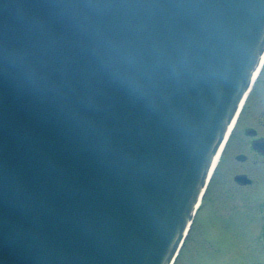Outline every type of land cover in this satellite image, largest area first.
Masks as SVG:
<instances>
[{
  "label": "water",
  "instance_id": "obj_1",
  "mask_svg": "<svg viewBox=\"0 0 264 264\" xmlns=\"http://www.w3.org/2000/svg\"><path fill=\"white\" fill-rule=\"evenodd\" d=\"M264 52V0H0V264H169Z\"/></svg>",
  "mask_w": 264,
  "mask_h": 264
},
{
  "label": "rangeland",
  "instance_id": "obj_2",
  "mask_svg": "<svg viewBox=\"0 0 264 264\" xmlns=\"http://www.w3.org/2000/svg\"><path fill=\"white\" fill-rule=\"evenodd\" d=\"M263 76L264 70L262 69L256 79L249 98L250 101L248 100L245 104L242 122L230 136L231 141L225 148L227 154L214 171L201 209L199 208L197 213L196 221L191 225L190 231L184 238L179 255L173 264H264V238L260 234L261 230H264V223L256 222L254 227L249 225L248 232H245L238 223H233L232 218H228L231 215L230 209L234 207L246 208L244 198L231 199L217 196L220 186L232 181L234 165L239 164L234 163L232 167H226L227 158H233L234 153L242 150L233 144L234 140L242 133L243 127L253 125L260 133H263V126L259 122L260 115L263 113ZM240 129L241 131H239ZM260 173L263 177L264 167L262 170L260 169ZM263 188L264 183L260 184V187L246 188L244 192L258 191L257 193L263 195ZM215 197L221 206H218V201L214 202ZM251 211H245L243 216H249V219L252 220L260 216V213L255 211V207H252ZM259 220L260 218H258Z\"/></svg>",
  "mask_w": 264,
  "mask_h": 264
},
{
  "label": "flooded vegetation",
  "instance_id": "obj_3",
  "mask_svg": "<svg viewBox=\"0 0 264 264\" xmlns=\"http://www.w3.org/2000/svg\"><path fill=\"white\" fill-rule=\"evenodd\" d=\"M244 111L245 110L243 109V111L239 116L236 128L237 127L239 128L242 122ZM259 122L260 125L263 126V133H260V131L255 126L247 125L243 127L242 133L239 134L238 137L236 136L237 138L235 139L236 141L234 140L235 143L233 144V146L237 145L242 150L234 153L233 158L232 157L227 158L226 167H232L234 163H239V164L234 165V169L232 173V181H230L226 185L220 186V188L218 189L219 194L217 195L222 197H229L231 199L244 198V201H246V208L240 209L239 207H234L230 209L229 212L231 215L228 218H232L233 223L236 224L238 223L241 226V229L244 228L245 232H248L249 225L250 226L253 225L254 227V224L256 222L264 223V188H263V195L257 193L258 191L244 192V189L246 188L260 187V184L264 183V176L262 177V173H260V169L262 170L264 167V76H263V113L260 115ZM236 128L235 130H237ZM239 131H241V129ZM229 141H231V137L229 138L228 143ZM225 151L226 150H224L220 158V161L224 159L225 154H227V152L225 153ZM220 161L218 163V166L220 164ZM217 201L218 199L215 197L214 202ZM222 203L224 202L222 201ZM218 206H221L219 205V201H218ZM252 207H255V211L260 213L259 214L260 216H258L255 220L249 219L250 218L249 216L246 217L243 216L245 211L252 212L251 211ZM255 217L256 216L254 214V218ZM258 218H260L259 221ZM260 234L264 238V230H261Z\"/></svg>",
  "mask_w": 264,
  "mask_h": 264
},
{
  "label": "bare ground",
  "instance_id": "obj_4",
  "mask_svg": "<svg viewBox=\"0 0 264 264\" xmlns=\"http://www.w3.org/2000/svg\"><path fill=\"white\" fill-rule=\"evenodd\" d=\"M263 61H264V55L262 56V59H261L260 65H259L257 71L255 72L253 79L256 78L257 74L260 72V70H261V68H262V66H263ZM219 150L221 151V149H219ZM220 151H218V154L216 155V158H215V161H214V163H213V166L211 167V171H210V173L212 172V170H213V168H214V166H215V164H216V162H217V159H218V156H219V154H220Z\"/></svg>",
  "mask_w": 264,
  "mask_h": 264
}]
</instances>
